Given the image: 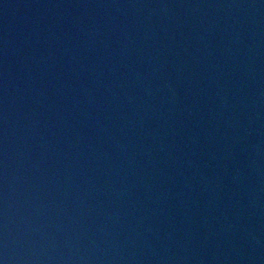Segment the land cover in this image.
Segmentation results:
<instances>
[{
	"label": "water",
	"instance_id": "95a60500",
	"mask_svg": "<svg viewBox=\"0 0 264 264\" xmlns=\"http://www.w3.org/2000/svg\"><path fill=\"white\" fill-rule=\"evenodd\" d=\"M0 264H264V0H0Z\"/></svg>",
	"mask_w": 264,
	"mask_h": 264
}]
</instances>
